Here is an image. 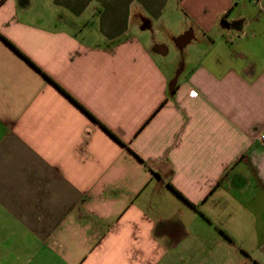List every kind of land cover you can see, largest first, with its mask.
I'll return each mask as SVG.
<instances>
[{
    "label": "crops",
    "instance_id": "crops-1",
    "mask_svg": "<svg viewBox=\"0 0 264 264\" xmlns=\"http://www.w3.org/2000/svg\"><path fill=\"white\" fill-rule=\"evenodd\" d=\"M262 135L264 0H0V264H264Z\"/></svg>",
    "mask_w": 264,
    "mask_h": 264
},
{
    "label": "trees",
    "instance_id": "trees-1",
    "mask_svg": "<svg viewBox=\"0 0 264 264\" xmlns=\"http://www.w3.org/2000/svg\"><path fill=\"white\" fill-rule=\"evenodd\" d=\"M227 14H228V13H226V14L224 15V17H223V18H224V19H223L224 21H226V20H225V17L227 16ZM168 186H169L170 188H172L175 192H177V191L174 189V187H173L172 185L168 184ZM177 193H178L179 195H181L179 192H177Z\"/></svg>",
    "mask_w": 264,
    "mask_h": 264
},
{
    "label": "built area",
    "instance_id": "built-area-1",
    "mask_svg": "<svg viewBox=\"0 0 264 264\" xmlns=\"http://www.w3.org/2000/svg\"><path fill=\"white\" fill-rule=\"evenodd\" d=\"M192 93H193V94H196V93H194L193 91H191L190 94H192ZM262 138H264V135H262Z\"/></svg>",
    "mask_w": 264,
    "mask_h": 264
}]
</instances>
